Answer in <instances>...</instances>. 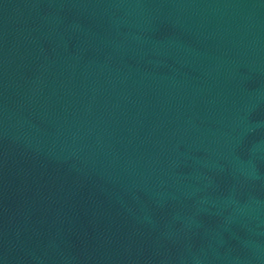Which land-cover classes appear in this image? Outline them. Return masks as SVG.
I'll list each match as a JSON object with an SVG mask.
<instances>
[{
  "label": "water",
  "instance_id": "water-1",
  "mask_svg": "<svg viewBox=\"0 0 264 264\" xmlns=\"http://www.w3.org/2000/svg\"><path fill=\"white\" fill-rule=\"evenodd\" d=\"M0 264H264V0H0Z\"/></svg>",
  "mask_w": 264,
  "mask_h": 264
}]
</instances>
